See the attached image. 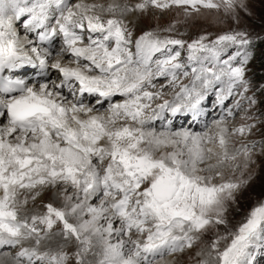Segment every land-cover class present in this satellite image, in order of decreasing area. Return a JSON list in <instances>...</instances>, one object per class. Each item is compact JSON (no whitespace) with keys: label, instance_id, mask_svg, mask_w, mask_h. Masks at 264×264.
<instances>
[{"label":"snow or ice","instance_id":"obj_1","mask_svg":"<svg viewBox=\"0 0 264 264\" xmlns=\"http://www.w3.org/2000/svg\"><path fill=\"white\" fill-rule=\"evenodd\" d=\"M0 264H264V0H0Z\"/></svg>","mask_w":264,"mask_h":264},{"label":"rangeland","instance_id":"obj_2","mask_svg":"<svg viewBox=\"0 0 264 264\" xmlns=\"http://www.w3.org/2000/svg\"><path fill=\"white\" fill-rule=\"evenodd\" d=\"M199 25L201 27L207 28L209 31H213V32L219 31V30L226 27V25H224V24H219V23L213 22L211 19V16H209L207 18V20H201L199 22Z\"/></svg>","mask_w":264,"mask_h":264}]
</instances>
